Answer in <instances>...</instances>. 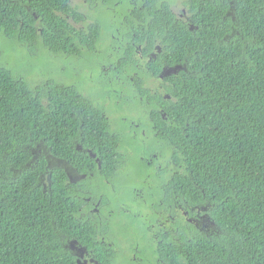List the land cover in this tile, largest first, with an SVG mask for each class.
<instances>
[{
  "label": "flooded vegetation",
  "instance_id": "1",
  "mask_svg": "<svg viewBox=\"0 0 264 264\" xmlns=\"http://www.w3.org/2000/svg\"><path fill=\"white\" fill-rule=\"evenodd\" d=\"M240 1L67 0L70 12L60 13L78 32V50L72 58L49 54L59 70L49 61L47 74L91 96L114 137L104 154L76 142L84 156L74 162L28 146L33 159L47 161L48 178L36 185L52 264H205L186 258V243L225 245L227 217L213 210L215 195L184 178L183 156L167 133L176 122L163 104L176 100L172 79L194 73L175 59L248 41Z\"/></svg>",
  "mask_w": 264,
  "mask_h": 264
},
{
  "label": "trees",
  "instance_id": "2",
  "mask_svg": "<svg viewBox=\"0 0 264 264\" xmlns=\"http://www.w3.org/2000/svg\"><path fill=\"white\" fill-rule=\"evenodd\" d=\"M238 7L248 41L175 59L194 73L175 76L168 91L176 100L163 104L176 122L167 133L183 156L184 178L215 195L213 210L231 227L223 246L200 238L185 244L186 258L205 264H264V0ZM70 10L67 0H0V36L72 58L78 32L60 13ZM96 30L92 25L90 34ZM113 137L98 105L76 85L52 75L30 85L0 63V264H52L44 194L36 185L48 178L47 161L33 159L28 146L74 162L84 156L76 142L104 154ZM31 228L38 234L28 236Z\"/></svg>",
  "mask_w": 264,
  "mask_h": 264
},
{
  "label": "rangeland",
  "instance_id": "3",
  "mask_svg": "<svg viewBox=\"0 0 264 264\" xmlns=\"http://www.w3.org/2000/svg\"><path fill=\"white\" fill-rule=\"evenodd\" d=\"M48 54L49 52L44 50L39 44L36 50H30L26 44H19L18 42L0 36V63H4L15 71L25 75L30 85L41 83L49 77L47 73L51 70L47 69ZM48 59L53 63L54 71H57L59 68L55 66L58 60ZM56 74L54 73V75ZM32 147L34 148L35 145Z\"/></svg>",
  "mask_w": 264,
  "mask_h": 264
}]
</instances>
